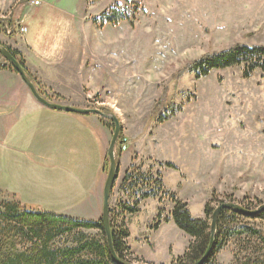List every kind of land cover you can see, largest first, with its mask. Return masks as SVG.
<instances>
[{"label": "rangeland", "instance_id": "obj_1", "mask_svg": "<svg viewBox=\"0 0 264 264\" xmlns=\"http://www.w3.org/2000/svg\"><path fill=\"white\" fill-rule=\"evenodd\" d=\"M23 3L31 16L53 23L55 31L49 37L62 34L61 42H67L64 59L73 54L70 35L80 38L83 51L77 49L74 56L83 58L86 51L88 83L83 90L86 100L79 107L98 108L119 118V171L110 196V218L117 225L124 221L133 235L125 240L128 247H136L126 250L132 264L176 263L192 241L171 219L175 204L167 195L144 199L141 212L121 214L120 207L133 202L120 189L132 166L147 178H160L163 189L186 202L194 218H205L208 202L212 207L233 202L250 209L264 204V70L246 76V66L236 65L202 76L190 68L200 57L236 44L264 45V0H40L38 8L31 0H0V15L9 17ZM111 7L126 19L103 27L94 23ZM6 64L0 54V66ZM33 82L44 98L70 104L60 91ZM171 111L175 114L170 116ZM92 115L106 128L109 147L114 122ZM106 121L112 126L104 125ZM123 143L126 149L120 150ZM108 158L107 154L105 176ZM122 158L129 161L126 167ZM24 173L9 165L0 170V202L19 201L28 209L44 210L22 203L21 197L32 195ZM53 212L92 221L102 217V207ZM159 213L163 222L156 228ZM247 226L262 236L246 234ZM222 229L224 246L216 252L215 264L264 262V219L242 214ZM85 233L106 238L98 229ZM71 241L66 235L55 244ZM10 247L20 249L19 240Z\"/></svg>", "mask_w": 264, "mask_h": 264}, {"label": "crops", "instance_id": "obj_2", "mask_svg": "<svg viewBox=\"0 0 264 264\" xmlns=\"http://www.w3.org/2000/svg\"><path fill=\"white\" fill-rule=\"evenodd\" d=\"M15 10L14 20L26 30H18L20 39L11 32L0 33L2 43L22 53L36 81L60 91L69 105L81 106L87 97L83 90L88 76L86 51L83 58L74 56L77 49L83 51L80 38L70 35L68 47L73 54L64 59L67 42H61L62 34L49 37L55 31L53 23H47L43 16H31L26 3ZM64 125L73 127L65 129ZM106 133L95 115L54 111L33 96L17 72L0 69V170L8 165L24 170L32 184V195L21 197L26 206L61 213L81 212L86 207L100 210L106 179ZM128 162L122 158L125 167ZM132 236L130 231L126 240Z\"/></svg>", "mask_w": 264, "mask_h": 264}, {"label": "trees", "instance_id": "obj_3", "mask_svg": "<svg viewBox=\"0 0 264 264\" xmlns=\"http://www.w3.org/2000/svg\"><path fill=\"white\" fill-rule=\"evenodd\" d=\"M123 19H126V14L118 12L114 7H111L102 13L101 19L100 17L94 19V23H98L99 27H103L106 23L116 24ZM8 22H12L11 19ZM0 31H5V21L1 18ZM14 34L15 32L11 36ZM0 44L10 50L20 61L29 77L37 83L36 79L28 71L22 53L18 49H14L2 42ZM236 65L246 66V76H250L256 70H264V45L236 44L228 49L200 57L192 63L190 68L195 73L205 76L212 70ZM0 69H10L16 72L10 64L2 65ZM173 114H175V111H171L170 116ZM107 122H103L104 125L107 127L112 126L113 123ZM119 145V149L122 150V145ZM169 167L173 168L174 165L169 164ZM104 169L105 171L107 170L106 162ZM136 171L138 173V168L132 166L124 174L120 189L133 202L124 203L120 207L121 214L128 213L133 215L139 212L140 204L144 199L156 198L159 193H161L162 198L166 195L171 197L175 204L171 219L178 228L192 239L185 253L177 259L176 263L173 262L172 264H195L204 255L209 246L211 236L209 219L212 218L216 207H212L208 202L204 209L205 218H194L186 202L175 198V192L163 189V183L160 178L155 179L152 176V178H147L142 173L137 175ZM245 208L250 209L248 207ZM111 211L112 209L110 213ZM242 214L231 209L222 210L218 217V232L214 239L213 250L204 264H215L213 262L215 254L224 246L223 241L220 239L223 234V226L227 222L238 220ZM256 217L264 219V210ZM169 220L170 218L168 217L167 221ZM113 222V219L110 218L114 250L123 261L132 264L126 257V250L129 247L125 241L130 236V231L128 227H124V221L119 225ZM161 222L163 221L159 213L155 227L157 228ZM91 229H98L106 236L102 217L99 221L79 219L57 214L53 211L28 209L19 201H1L0 264H118L111 255L108 241L105 237L99 239L85 233V230ZM243 232L253 236H262L260 231L249 226L243 228ZM66 235L72 237L71 244H55L57 238ZM16 240H19L21 247L20 249L12 250L10 246L14 245ZM254 264H264V262L255 261Z\"/></svg>", "mask_w": 264, "mask_h": 264}, {"label": "water", "instance_id": "obj_4", "mask_svg": "<svg viewBox=\"0 0 264 264\" xmlns=\"http://www.w3.org/2000/svg\"><path fill=\"white\" fill-rule=\"evenodd\" d=\"M1 19L5 21V25L7 26L6 17L3 16L1 17ZM9 19H11L12 21L11 22L12 29L16 31V27L20 26L19 25L20 23L14 20V12L10 14ZM0 54L6 59V61L10 65L14 67L16 72L20 75L24 83L30 89L33 96L43 105L49 108H52L54 110H60V111H65V112H72V113H78V114H97L107 119H110L112 122H114V131H113V135H112V138L109 143L108 150H107V154L109 156V169H108V173H107L104 187H103L102 221H103L104 228H105L106 239L108 241V245H109L110 252H111L113 259L118 264H131V263L123 261L118 256L116 251L114 250L112 230L110 226V196L114 188L115 182L117 180L118 171H119L118 170L119 166H118V162L116 158V145H117L118 137L121 131V124H120L119 118L114 113H106V112L101 111L98 108H80V107H75L71 105L52 102L44 98L38 91L33 80L29 77V75L24 70L20 61L10 52V50L7 47H5L2 44H0ZM223 209H231V210L241 212L248 217H255L264 210V204L259 206L256 209H247L244 206L237 204V203H233V202H223L219 204L215 208L213 215H212V222H211V228H210L211 236H210L209 246L206 252L204 253V255L195 264H204L207 258L212 253L213 246H214V239L216 236L218 217Z\"/></svg>", "mask_w": 264, "mask_h": 264}, {"label": "built area", "instance_id": "obj_5", "mask_svg": "<svg viewBox=\"0 0 264 264\" xmlns=\"http://www.w3.org/2000/svg\"><path fill=\"white\" fill-rule=\"evenodd\" d=\"M34 4H39L40 3V0H31ZM20 32L21 33H23V32H25V30H26V27H24V26H20ZM7 32H11V28L10 27H8L7 26ZM126 149V143H123L122 144V150H125Z\"/></svg>", "mask_w": 264, "mask_h": 264}, {"label": "bare ground", "instance_id": "obj_6", "mask_svg": "<svg viewBox=\"0 0 264 264\" xmlns=\"http://www.w3.org/2000/svg\"><path fill=\"white\" fill-rule=\"evenodd\" d=\"M109 157V156H108ZM256 217V216H255ZM104 230H105V228H104Z\"/></svg>", "mask_w": 264, "mask_h": 264}]
</instances>
